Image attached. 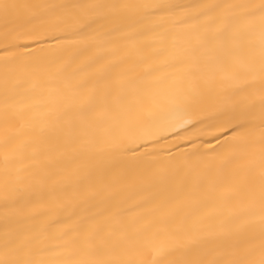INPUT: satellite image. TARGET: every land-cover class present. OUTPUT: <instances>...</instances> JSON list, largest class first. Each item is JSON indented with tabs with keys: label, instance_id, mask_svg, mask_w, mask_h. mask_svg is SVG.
Wrapping results in <instances>:
<instances>
[{
	"label": "snow or ice",
	"instance_id": "obj_1",
	"mask_svg": "<svg viewBox=\"0 0 264 264\" xmlns=\"http://www.w3.org/2000/svg\"><path fill=\"white\" fill-rule=\"evenodd\" d=\"M177 9L181 13L174 18ZM0 17L9 41L3 54L6 68L14 63L38 70L54 56L58 71L79 62L74 74H88L79 85L86 89L84 101L66 108L51 129V136L62 141L59 147L75 166L63 172L61 181L56 180L61 172L54 170L51 161L28 179L5 181L6 206L23 209L28 204L47 203L50 207L26 216L22 226L6 225L0 264H264V0L190 6L31 5L0 0ZM9 24L14 26L9 29ZM177 28L184 30L189 41L183 55L149 64L139 74L132 70L114 74L125 63L120 55L123 45L157 31L171 35ZM22 39L37 47L29 50L18 43ZM47 41L54 43L45 46ZM21 87L23 83L10 81L6 71V167L10 158L36 161L51 151L43 133L38 139H24L28 133L23 125L8 131L9 121L16 115L12 100ZM253 90L259 98L258 140L253 123L256 105L248 99ZM211 94L221 97L223 103L210 118L221 134L231 129L232 135L222 141L217 137V146L205 148L193 142L188 152H169L162 157L156 148L169 139L166 133L177 140L187 139L178 131L183 125L193 120L205 122L200 105ZM98 110L99 117L95 115ZM165 113L180 119H164ZM257 143L259 180L234 185L236 203L226 213L186 217L181 230L155 232L136 228L135 219L124 218L147 207L150 199L124 209L126 200L119 198L122 193L137 187L178 190L191 182L193 173L197 178L202 175L201 162H219L226 169L244 159ZM58 186L71 189L76 203L56 198ZM68 206L72 215L61 219ZM166 207L167 200L161 204ZM72 216L77 219L70 223ZM257 228L261 237L258 259L256 248L246 242ZM128 248L135 249L136 260L119 258ZM109 255L117 258H105Z\"/></svg>",
	"mask_w": 264,
	"mask_h": 264
},
{
	"label": "bare ground",
	"instance_id": "obj_2",
	"mask_svg": "<svg viewBox=\"0 0 264 264\" xmlns=\"http://www.w3.org/2000/svg\"><path fill=\"white\" fill-rule=\"evenodd\" d=\"M9 2L31 5L162 3L190 6L198 3L228 4L249 2V0H9ZM251 2L259 3V0H251ZM180 13L181 10L177 9L172 15L174 18H178ZM13 26V24H9L8 28L10 29ZM5 31V21L0 17V243H2L6 225L10 227L22 226L26 222V216L46 211L50 207L47 203L28 204L23 209H20L18 205L9 204L6 206L4 201L6 179L10 182L16 181L18 177L28 179L44 162L51 161L54 170L61 172V175L56 177L57 181H61L63 172L65 170L70 171L75 166L69 160V154L59 147L62 141H57L51 136V129L58 123L57 116L66 108L70 105H78L84 101L86 89L80 88L79 85L81 81L88 79V74L85 72L74 74L79 62L72 64L66 71H58L60 65L55 63L54 56L38 70L20 68L14 63L9 64L6 68L3 54L6 43H9V41L5 40ZM173 35L176 36L175 41L173 40ZM18 43L26 45L29 50L37 47V44L31 40L22 39ZM53 43V41H47L45 46ZM191 43H195L194 39ZM188 46L189 41L183 29H175L171 35H164L160 31L150 33L139 42H128L122 46L120 55L125 58V63L120 68L114 69L113 72L117 74L123 70H132L134 73L139 74L149 64L161 63L170 59L173 55H183L184 49ZM6 71L10 81L20 80L23 83V87L18 90L12 100L13 112L16 115L10 119L7 126L8 131L10 133L15 132L23 125L28 133L24 139H38L40 134L43 133L48 138V147L51 149V151L46 152L36 161L25 159L23 162H18L10 158L7 167L5 165L6 151L4 147ZM90 71L94 73L97 69ZM248 99L249 102L256 105L253 109L255 115L253 123L256 126L255 136L258 140L261 131L258 119V92L253 90L249 94ZM222 103L223 99L215 94L206 96L200 105L203 112L201 119H204L205 122L200 124L193 120L190 124L183 125V129H186V131L183 129L178 131H180L182 137H187V139L177 140L175 135L166 133L169 139L162 141V147L158 146L156 151L160 152L161 156L164 157L169 155V152L176 154L192 150L193 142L196 145H203L205 148L213 147L217 146V137L222 141L227 136H231V129H226L221 134L215 126L216 121L210 118L221 107ZM95 115L99 117L101 115L100 111L98 110ZM164 119L178 122L180 117L176 114L165 113ZM7 154L11 156L10 152ZM180 163H183V161H180ZM249 166L251 168L250 171L248 170ZM199 169L202 175L197 178L196 173H193L191 182L184 184L178 190L175 188L137 187L132 192L122 193L119 198L126 200V203L122 205L124 209L132 207L145 198L150 199L147 207L127 213L124 218L126 220L135 219L137 221L136 228L155 232L157 230H181L185 226L186 217L189 219L208 218L215 217L220 212L226 213L236 203L232 198L233 186L237 184L247 185L253 179L259 180L260 145L257 143L244 159L228 166L226 169L222 170L219 162L213 163L211 161L201 162ZM74 195L71 189L64 190L59 186L57 187L56 198L66 204L69 201L76 203V201H72ZM129 196L132 198L127 199ZM81 199H83V196H81ZM165 200L168 201L169 207L161 208V204ZM81 207H77L76 211L80 212ZM17 211L20 212L19 215L16 214ZM72 212V207L68 206L61 212V219L72 215ZM76 219V216H72L70 223ZM58 227L63 228L64 225H59ZM246 242L256 248V258L258 259L259 246L261 244L258 228L247 238ZM118 256L127 260H136L138 258L134 248H128L126 252L122 255L118 254ZM105 258L117 257L109 255Z\"/></svg>",
	"mask_w": 264,
	"mask_h": 264
}]
</instances>
